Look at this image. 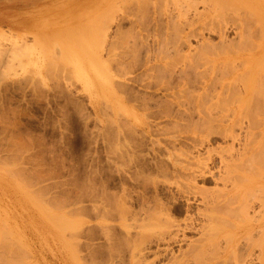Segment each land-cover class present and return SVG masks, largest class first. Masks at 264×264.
<instances>
[{"label":"rangeland","instance_id":"rangeland-1","mask_svg":"<svg viewBox=\"0 0 264 264\" xmlns=\"http://www.w3.org/2000/svg\"><path fill=\"white\" fill-rule=\"evenodd\" d=\"M143 1L0 0V264H260L264 0L206 3L230 47Z\"/></svg>","mask_w":264,"mask_h":264},{"label":"bare ground","instance_id":"bare-ground-1","mask_svg":"<svg viewBox=\"0 0 264 264\" xmlns=\"http://www.w3.org/2000/svg\"><path fill=\"white\" fill-rule=\"evenodd\" d=\"M145 1H147V0H145ZM145 1H143V3H145ZM158 2H159V0H157ZM168 1V0H167ZM175 1H177V3H176V5L174 4V8L172 9V10H170L169 11V13L167 14V16H168V18H169V21L168 22H170V25L172 24L173 25V30L175 31V34L173 33V35L174 36H176V41H180L181 42V44L179 45L178 44V47L179 46H181L182 45V39L185 41L186 39H184V38H187L188 37V32H189V34L191 35V34H193V37H195V34L196 35H200V37L201 38H199V39H201V40H206V38H204L205 36H204V34L202 33L204 30H208V31H212L213 33L215 32H217V34H218V37H219V42L221 43V44H224V46L226 45H228L227 44V42L229 41V40H227V42L226 43H223V39L225 38L226 39V37H224V28H223V22H225V20H226V23H229V21H227V19H230V18H228L226 15L228 14V12H227V10H226V12H227V14L224 12V8L222 7V9H224V10H220V9H218V8H216L215 6H212L211 4V7H210V5H209V7H207V5H206V3H208V1L209 2H211L212 3V1L211 0H200L201 1V3H203V7H204V9H203V11H199L198 10V8H197V4H198V1L197 0H175ZM232 1H235V0H232ZM139 2H142V1H139ZM147 2H150V1H147ZM216 2V1H215ZM238 2V1H237ZM173 3H174V0H173ZM218 4L217 5H219V2H217ZM225 3V2H224ZM145 4H148V3H145ZM134 6H135V4H134ZM144 6V5H143ZM142 6V7H143ZM224 6V5H223ZM145 7V6H144ZM143 7V8H144ZM147 7V6H146ZM145 7V8H146ZM135 8V7H134ZM138 8V7H137ZM141 8V7H140ZM142 8V9H143ZM145 8H144V10H145ZM220 8V7H219ZM138 10H139V8H138ZM137 10V11H138ZM195 11V13H194V17H192V18H189V16H188V12H191V11ZM238 10V9H237ZM193 11V12H194ZM231 11H233V10H231ZM192 12V13H193ZM234 12V11H233ZM235 13V12H234ZM191 14V13H190ZM229 15V14H228ZM243 15V14H242ZM166 16V17H167ZM232 16V15H231ZM226 17H227V19H226ZM231 18H233V16L231 17ZM234 20H236L235 19V17L233 18ZM247 19V18H246ZM245 19V21H247ZM231 22H232V19H231ZM247 22H249V20L247 21ZM169 24V23H168ZM230 24V23H229ZM235 24V21L233 22V25ZM242 24V23H241ZM245 24V23H244ZM249 24V23H248ZM172 25H171V27H172ZM166 26V25H165ZM225 26H227V25H225ZM235 26V25H234ZM238 26V25H237ZM250 26V25H249ZM244 27V26H243ZM185 28H188L189 30H187V37H186V35L183 33L184 32V29ZM237 28V27H236ZM235 28V29H236ZM242 28V27H241ZM247 29V28H246ZM196 30H198V34H197V32H196ZM248 30V29H247ZM196 32V33H195ZM247 32V31H246ZM249 32V31H248ZM209 33V32H208ZM253 33H254V31H253ZM189 35V37H191ZM237 35V34H236ZM247 35V34H246ZM1 36V35H0ZM3 36V35H2ZM5 36V35H4ZM248 36L250 37V35H249V33H248ZM253 36V35H252ZM188 37V38H189ZM197 37V36H196ZM224 37V38H223ZM243 37H246V36H244L243 35ZM6 38V37H5ZM175 38V37H174ZM234 38V37H233ZM240 38H242V37H240ZM196 39H198V38H196ZM230 39V42H231V38H229ZM237 39H238V36H237ZM204 40V41H205ZM234 40V42L236 41L235 39H233ZM233 40H232V42H233ZM243 40H246V39H243ZM190 41V40H189ZM204 41H201L202 43L204 42ZM207 41H208V39H207ZM211 41V40H210ZM209 42V41H208ZM212 42V41H211ZM231 42V43H232ZM251 42V41H250ZM23 43V42H22ZM175 44H176V42H174ZM173 43V44H174ZM199 43H200V41L198 42V46H199ZM219 43V44H220ZM236 43H238V42H236ZM235 43V44H236ZM241 43V42H240ZM239 43V44H240ZM242 43H244L243 41H242ZM255 43V42H254ZM204 44H206L205 46L207 47V46H214L213 48H211L210 47V51H211V49L213 50L214 48H215V50H216V48L218 47L219 48V50H221L222 48H223V45H222V48L221 47H219L218 46V43H214V44H216V45H211L210 43L209 44H207V43H204ZM204 44H203V47H205L204 46ZM233 44V43H232ZM183 45H184V43H183ZM191 45V44H190ZM234 45V44H233ZM233 45H231V46H233ZM237 46H238V44H236ZM235 45V46H236ZM240 45H242L243 46V44H240ZM239 45V51H241L240 50V48H242L241 46ZM247 46V42H246V44L244 43V46ZM259 45V44H258ZM19 46H21V45H19ZM23 46H24V43H23ZM202 46V45H201ZM229 47H230V45H228ZM227 46V47H228ZM254 46V45H253ZM22 47V46H21ZM161 47V46H160ZM173 47V46H172ZM197 47V46H196ZM203 47H201L202 48V50L204 49ZM249 47V46H248ZM256 47V46H255ZM159 48V47H158ZM162 48V47H161ZM168 48V47H167ZM181 48V47H180ZM200 48V49H201ZM217 48V49H218ZM221 48V49H220ZM225 48V47H224ZM224 48H223V50H221V51H225L224 50ZM160 49V48H159ZM173 49H174V47H173ZM178 49V48H177ZM209 49V48H208ZM207 49V50H208ZM227 49V48H226ZM232 49V48H231ZM230 49V51H232ZM161 50V49H160ZM165 50H167L166 49V47H165ZM169 50V49H168ZM167 50V51H168ZM196 50V49H195ZM198 50V49H197ZM205 51H207L206 49H204ZM235 50V49H234ZM163 51H164V49H163ZM170 51V50H169ZM168 51V52H169ZM176 51H179V49L178 50H176L175 49V56H177L176 55ZM200 51V50H199ZM220 51V52H221ZM237 51V50H236ZM159 52V51H158ZM170 52H174V50L173 51H170ZM181 52V51H180ZM180 52H178L177 54L179 55V56H182L181 54H180ZM195 52V51H194ZM203 52V51H202ZM234 52V51H233ZM162 53H164V52H162ZM165 53L167 54V52L165 51ZM199 53V52H198ZM197 53V54H198ZM224 53V52H223ZM236 53V52H235ZM166 54H164L163 56L164 57H168V55H170V54H168V55H166ZM173 55H174V53H172ZM194 55V54H193ZM196 55V54H195ZM203 56H205V55H203ZM163 58V57H162ZM169 58V57H168ZM251 59V58H250ZM248 60V59H247ZM244 61H246V60H244ZM234 62V61H233ZM237 64L235 63V66H236ZM240 65V64H239ZM242 65V64H241ZM240 65V66H241ZM244 65V64H243ZM242 67V66H241ZM194 68V67H193ZM195 69V68H194ZM232 69V68H231ZM185 70V69H184ZM197 70V69H196ZM232 70H234V67H233V69ZM187 71V70H186ZM185 71V72H186ZM190 71H191V69H190ZM246 71V70H245ZM245 71H244V73H245ZM185 72H183V76H185L186 74H185ZM189 72V71H188ZM202 72V71H201ZM195 73V72H194ZM248 73V72H247ZM181 74H182V72H181ZM185 74V75H184ZM192 74V73H191ZM200 74V73H199ZM198 74V75H199ZM208 74V73H207ZM179 75H180V73H179ZM188 75V74H187ZM194 75V74H193ZM193 75H192V77H193ZM182 76V75H181ZM200 76V75H199ZM198 76V77H199ZM238 76V75H237ZM180 77V76H179ZM190 77V76H189ZM202 77H204V75L202 76ZM185 78V77H184ZM195 78V77H194ZM194 78H192L191 80H193ZM181 79L183 80V77H181ZM186 79V78H185ZM187 79H188V77H187ZM190 79V78H189ZM238 79V78H237ZM240 80V79H239ZM181 81V80H180ZM185 81H187V80H185ZM190 81V80H189ZM194 81V80H193ZM243 81V80H242ZM245 81V80H244ZM187 83V82H186ZM190 83V82H189ZM188 83V84H189ZM241 83V82H240ZM181 84V83H180ZM185 84V83H184ZM211 84V83H210ZM261 84V83H260ZM179 85V84H178ZM189 85H191V84H189ZM197 85V84H196ZM167 86H169V85H167ZM212 86V85H211ZM246 86V85H245ZM263 86H264V84H263ZM209 87V86H208ZM254 87H256V86H254ZM169 88V87H168ZM168 88H166L167 90H168ZM171 88V87H170ZM173 88V87H172ZM212 88V87H211ZM262 88V87H261ZM258 89V88H257ZM263 90V89H262ZM186 91V89L184 90V92ZM209 91V90H208ZM239 91V90H238ZM241 91H243V90H241ZM175 92V91H174ZM175 93H177V92H175ZM251 93H252V91H251ZM174 94V93H173ZM172 94V95H173ZM175 95V94H174ZM171 96V95H170ZM176 96V95H175ZM260 96V95H259ZM174 96H172V98H173ZM175 98V97H174ZM176 98H177V96H176ZM204 99V98H203ZM202 100V99H201ZM203 102H205V101H203ZM209 102V101H208ZM208 102H205V103H208ZM200 105H201V103H200ZM203 105V104H202ZM263 110V109H262ZM258 111V110H257ZM257 114V113H256ZM259 115H261V114H259ZM263 118V117H262ZM259 122H261V121H259ZM258 122V123H259ZM264 124V123H263ZM259 125H261V123H259L258 124V126ZM257 126V125H256ZM264 128V127H263ZM263 130V129H262ZM264 131V130H263ZM263 131H261V132H258V133H260V135H262L261 133L263 132ZM251 133V132H250ZM249 133V134H250ZM264 134V133H263ZM259 135V134H258ZM256 136V135H255ZM256 140V139H255ZM262 140H264V139H262ZM263 142V141H262ZM260 143V142H259ZM264 143V142H263ZM261 144V143H260ZM258 145V144H257ZM262 145V144H261ZM259 147H260V145H259ZM264 147H262V149H263ZM261 148H259L258 149V151L256 152V153H253L254 155H252V156H254V157H257L256 159H254L251 155L249 156V157H251V158H249V160L250 159H254L255 160V162H252V163H256L257 164V167L255 166V168H257V170L255 171V173H253V174H255L256 176V178L254 179V183H253V187H252V194H254V196H252V198H254L255 197V200H256V206H257V209H256V214H255V217H256V219H257V222L255 223L256 225V236H255V238H256V240H254L256 243H257V245H256V243H255V245L257 246V248H258V250H259V253H258V256H257V258L256 259H258L257 261H259V263L260 264H264V155H262V154H264V150H260ZM254 150V149H253ZM263 151V153L261 154V152ZM170 153V152H169ZM251 153H252V151H251ZM250 153V154H251ZM171 154V153H170ZM256 154V155H255ZM172 156V155H171ZM178 156V155H177ZM169 157H170V155H169ZM191 157V156H190ZM194 157V156H193ZM238 157V156H237ZM247 157V156H246ZM180 158V157H179ZM188 159V158H187ZM221 160H222V158H221ZM226 160V159H225ZM246 160V159H245ZM254 160H252V161H254ZM228 161V160H227ZM257 161V162H256ZM198 162H199V160H198ZM205 162V161H204ZM222 162H223V160H222ZM225 162V161H224ZM230 162H232V160H230ZM250 162H251V160H250ZM228 163V162H227ZM226 163V164H227ZM187 164V163H186ZM192 164V163H191ZM190 164V165H191ZM198 165L200 164V163H197ZM192 165H194V164H192ZM198 165H195V166H197V167H199L200 168V165L198 166ZM203 165V164H202ZM204 165H205V163H204ZM231 165H232V163H231ZM233 165H235V164H233ZM232 165V166H233ZM227 166H228V164H227ZM229 166H230V164H229ZM229 166H228V169H229ZM231 166V167H232ZM174 167V166H173ZM203 167L204 166H202V168H201V170L203 169ZM183 168H187V165H185V166H183ZM233 168V167H232ZM231 168V169H232ZM252 168H253V166H252ZM190 169V168H189ZM192 169V168H191ZM195 169V168H194ZM197 169V168H196ZM228 169H227V171H228ZM230 169V170H231ZM188 170V169H187ZM186 170V171H187ZM230 170L228 171V172H230ZM234 169H232V172H234L233 171ZM240 170V169H239ZM253 170H255V169H253ZM252 170V171H253ZM184 171V170H183ZM192 171V170H191ZM199 171V170H198ZM226 171V172H227ZM242 171V170H241ZM190 172V171H189ZM194 172V171H193ZM231 172V173H232ZM231 173H230V175H231ZM181 174V173H180ZM186 174V173H185ZM192 174V173H191ZM198 174H200L201 176H204V177H206V172H204V171H200V173H198ZM228 175H229V173H227ZM236 174V173H235ZM188 175V174H187ZM223 175V174H222ZM222 175H220L221 177H222ZM226 175V174H225ZM229 175V176H230ZM234 175V174H233ZM232 175V176H233ZM194 176L195 175H193V178H194ZM207 176H209V177H214V174L212 173V172H210V171H208V173H207ZM228 176V179L230 178ZM187 177V176H186ZM198 177V176H197ZM175 178V177H174ZM185 178V177H184ZM192 178V179H193ZM236 178V176L234 177V179ZM241 178V177H240ZM220 179H222V178H220ZM223 179L224 180H226L227 179V176H226V178H224L223 177ZM227 179V180H228ZM233 179V177L231 178V180ZM237 179V178H236ZM231 180H228V181H231ZM239 180V179H238ZM175 181V180H174ZM223 181V180H222ZM233 181V180H232ZM235 181V180H234ZM233 181V183H234V185H236V182H234ZM237 181V180H236ZM176 182H177V180H176ZM232 183V182H231ZM178 184V183H177ZM180 184V183H179ZM180 185H182V186H188V185H183V182H182V184H180ZM182 186H180V187H182ZM191 186V185H190ZM186 187H184V189L183 190H185L186 189ZM183 188V187H182ZM232 188V187H231ZM194 189H196V188H194ZM228 189V188H227ZM180 190V189H179ZM229 190V189H228ZM186 192H188V193H191V194H193V196H195V195H197V194H200L199 192H201V191H199V190H196V191H194V190H191L190 191V188H187V190H185ZM184 191V192H185ZM197 191H199V192H197ZM203 191H204V189H203ZM218 191H220V190H218ZM205 192H206V190H205ZM217 192V191H216ZM250 192V193H251ZM202 194L204 193V192H201ZM218 193V192H217ZM219 193H221V192H219ZM222 194V193H221ZM252 194H250V195H252ZM188 195V194H187ZM212 195V194H211ZM217 195V194H216ZM204 196H205V194H204ZM210 196V195H209ZM209 196H207V197H209ZM215 196V195H214ZM229 196V195H228ZM228 196H227V198H228ZM206 196H205V198H204V200L207 198ZM213 197V196H212ZM233 197V196H232ZM202 198V199H203ZM209 198H211V196L209 197ZM209 198H207L208 200H209ZM218 198L219 197H213L212 198V203L215 205L217 202H218ZM236 198V197H235ZM207 199H206V201H207ZM189 199L187 198V200L186 201H188ZM222 200V199H221ZM221 200H219V201H221ZM229 200H230V198H229ZM232 200V199H231ZM235 200V199H234ZM210 201V200H209ZM208 201V202H209ZM212 203H208V204H211V205H213ZM232 203H233V201H232ZM219 204H217V206H218ZM230 205V204H229ZM244 206V205H243ZM215 208H216V206H214ZM244 207H246V205L244 206ZM243 207V208H244ZM161 208V207H160ZM159 208V209H160ZM242 208V209H243ZM162 210H163V208H161ZM176 209V208H175ZM159 211V215H161V213L160 212H163V211ZM187 210V209H186ZM167 211V210H166ZM244 211H246L245 209H244ZM164 213H166L165 211H164ZM167 213H169V212H167ZM163 214V213H162ZM166 215H168V214H166ZM164 216V215H163ZM171 216V215H170ZM169 216V217H170ZM166 217H168V216H166ZM172 217V216H171ZM165 218V217H164ZM166 220H168V222L166 221ZM165 221L168 223L167 225H165L166 227H169L170 229H168V230H166L165 231V235L167 236V238H166V236L163 234V236H162V240L161 241H166L167 243H169L170 241H172V242H174V241H176L177 242V233L175 232V234H173V232L171 231V227H173V225H174V227L176 226V224H173L174 222L171 220H169L168 218H166L165 219ZM256 221V220H255ZM177 226H179L178 224H177ZM173 227V228H174ZM185 229H190V228H192L191 227V224H189V225H185V227H184ZM173 234V235H172ZM166 244V243H165ZM220 247V246H219ZM218 249V248H217ZM138 261V260H137ZM139 262V261H138ZM258 263V262H257Z\"/></svg>","mask_w":264,"mask_h":264}]
</instances>
